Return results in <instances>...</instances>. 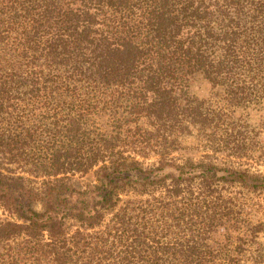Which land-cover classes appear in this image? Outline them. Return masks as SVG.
I'll return each instance as SVG.
<instances>
[{
  "label": "trees",
  "instance_id": "trees-1",
  "mask_svg": "<svg viewBox=\"0 0 264 264\" xmlns=\"http://www.w3.org/2000/svg\"><path fill=\"white\" fill-rule=\"evenodd\" d=\"M251 105L264 0H0V264H241L231 233L264 221L221 188L264 192V175L173 154L197 129L229 149Z\"/></svg>",
  "mask_w": 264,
  "mask_h": 264
},
{
  "label": "rangeland",
  "instance_id": "rangeland-1",
  "mask_svg": "<svg viewBox=\"0 0 264 264\" xmlns=\"http://www.w3.org/2000/svg\"><path fill=\"white\" fill-rule=\"evenodd\" d=\"M190 90L195 95L210 97L215 102H222L225 94V89L222 86L212 87L210 83L201 80L192 84ZM231 116L228 135V138H231L229 149L224 144L223 146L207 141L204 136L200 138L197 129L192 135H184L179 138L178 146L180 147L173 155L177 156L180 161L187 157L194 160L205 158L219 166H229L231 170H242L248 173L258 172L264 175V106L262 105L255 111L254 106L251 105L234 111ZM250 130H254L255 135ZM248 131L250 132L248 133ZM239 138L243 144L242 149L232 147ZM155 157L151 156L147 159L146 165L152 163L156 159ZM221 189L228 191L234 197L233 201L239 203L242 220L254 224L264 221V192H254L248 187L231 184L226 185V187L222 186ZM0 215L2 218L8 216L1 208ZM243 228L241 227L240 230L231 233L232 252L236 250L237 236L241 234V236L246 237L242 244L243 250L239 254L241 264H252L253 257L264 258V232H261L257 239L253 240L250 238L251 236H247ZM226 239V225L216 226L210 242L217 246Z\"/></svg>",
  "mask_w": 264,
  "mask_h": 264
}]
</instances>
